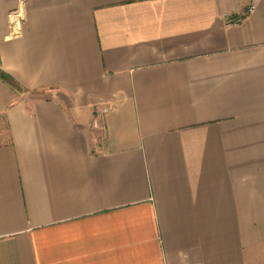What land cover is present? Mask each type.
<instances>
[{
	"label": "crops",
	"instance_id": "0c3cea01",
	"mask_svg": "<svg viewBox=\"0 0 264 264\" xmlns=\"http://www.w3.org/2000/svg\"><path fill=\"white\" fill-rule=\"evenodd\" d=\"M0 67V264H264V0H0Z\"/></svg>",
	"mask_w": 264,
	"mask_h": 264
},
{
	"label": "rangeland",
	"instance_id": "374dc122",
	"mask_svg": "<svg viewBox=\"0 0 264 264\" xmlns=\"http://www.w3.org/2000/svg\"><path fill=\"white\" fill-rule=\"evenodd\" d=\"M53 93L54 92L52 90L41 89V90H37V91H35L33 93H30V94L33 95L34 97L47 98V97L53 95ZM92 126H94L93 130L96 133H98V137H100L101 131H102V127H101L100 123L97 122V121H94ZM6 140H7V131H6V128H5V124H4V121L0 120V142H4Z\"/></svg>",
	"mask_w": 264,
	"mask_h": 264
},
{
	"label": "trees",
	"instance_id": "16d2710c",
	"mask_svg": "<svg viewBox=\"0 0 264 264\" xmlns=\"http://www.w3.org/2000/svg\"><path fill=\"white\" fill-rule=\"evenodd\" d=\"M0 79H2L4 82L8 83L9 85H11L14 89H16L17 91H27L26 89H24L17 81L14 77H12L9 73H7L6 71H4L1 67H0Z\"/></svg>",
	"mask_w": 264,
	"mask_h": 264
}]
</instances>
